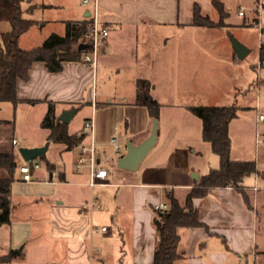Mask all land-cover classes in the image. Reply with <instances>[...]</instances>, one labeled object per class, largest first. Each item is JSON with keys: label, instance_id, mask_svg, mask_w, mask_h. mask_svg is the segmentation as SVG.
I'll return each mask as SVG.
<instances>
[{"label": "crops", "instance_id": "crops-1", "mask_svg": "<svg viewBox=\"0 0 264 264\" xmlns=\"http://www.w3.org/2000/svg\"><path fill=\"white\" fill-rule=\"evenodd\" d=\"M221 1L226 7L227 0ZM196 2L204 14L211 15L215 11L212 0H99L98 24L109 31L108 36L101 41V61L96 66L84 60L65 61L63 69L59 72H51L44 61H35L30 69V79L20 80L18 83L17 93L20 101L14 106L48 107L47 100H54L57 102L56 109L57 106H62L61 111H56L58 116L63 110L72 107H78L77 112L83 106L92 107V114L88 118L92 116L95 118L98 157L101 160L105 159L104 163L115 161L117 164L119 157L127 150V140L138 144L150 135L152 129V116L148 108L135 104L136 79L149 78L153 82V96L161 103V107L164 104L162 102L164 99L155 93L158 88L157 79L142 71L152 68L159 60L168 57L163 54L157 56V46L160 43L167 45L172 38L175 39L178 47L171 60L176 61L177 68L181 41L186 46H195V30L207 27L193 23ZM255 3L256 0H253L249 6H244L252 7ZM242 5L240 4L239 8ZM61 6L60 0L39 2L33 0L24 8L25 11L28 9L33 11ZM84 6L79 10V14L76 9V17L60 19L64 22V33L66 20H81L86 17L85 13L91 6ZM239 17L242 18L239 24L252 25L250 10L244 17L240 15ZM231 24L233 23H229ZM28 31L20 36L19 43L23 48L38 46L48 36H41L37 43H31L30 46L23 45ZM180 37L184 39L181 40ZM234 55L238 58L235 53ZM118 56L129 61L127 67L133 71L129 77L135 84V89L128 92V96H132L131 105L128 106L131 108L122 114L123 119L120 121L118 116L114 119L109 108L125 103L127 97L117 95L114 99L109 92L95 86L99 65L107 70L113 67L115 69L109 59ZM151 78L156 82L155 85ZM175 91L178 92V88ZM190 105L186 104V107L189 108ZM138 110L144 121L139 127H134L131 123L132 116L134 111ZM257 110L258 106L254 113V134ZM234 119L229 125L232 139L231 158L252 159V155L245 150L235 151L232 126ZM15 125L11 143L6 147L0 144V152L14 150L19 154L22 164L24 159L18 148L44 145L49 129L45 128L46 136L23 144V138L27 137L16 134L18 122ZM117 127L121 134L120 139L125 145L122 154H114L108 143ZM202 129L201 120V133ZM76 132H83V128ZM186 132L181 127H175L171 131L165 129L164 133L160 134L158 129L157 141L161 135L163 137L157 156L168 149L167 155L165 157L162 155L163 158L160 159L148 160L139 168L138 174L132 177L133 180L114 182L111 163L110 166H106L107 184L90 186L88 168L77 170L75 167L79 146L75 151L66 149L64 144L60 151L62 165L58 166L55 160L47 157L55 164L53 170L56 172L55 176L50 175L45 161L41 167L32 169L31 181L25 180L23 173L18 169L17 172L20 174L16 173V179L11 185V222L0 226V256L7 254L12 248L21 246L23 254L10 262L0 264H154L157 228L153 220V206L158 202H168L166 196L168 190L173 191L180 202L184 203L187 194L198 185L202 176L220 166L213 165L208 171L201 168L196 160L201 151L192 149L191 143L186 142L189 139L188 131ZM180 136L186 140L181 141ZM14 138H20L18 146L14 145ZM86 140H89L88 136L84 139ZM210 153L209 150V157H215L214 164H218L219 155L217 154L216 158L217 156ZM40 168L41 170H38ZM194 173H198V177H194ZM5 174L6 172L0 171V177ZM251 175H249L251 178L247 179L249 177L247 176L244 181L249 201L243 192L232 186L211 187L205 196L194 198V206L201 220L209 228L204 226L180 228L181 256L175 260V264H264V245L260 247L257 242L259 213L255 200L261 180L257 173ZM117 184L120 185L113 200L107 198L108 191L103 192L96 188H110ZM91 198L98 199L102 203V208L88 207L87 202ZM104 225L108 227L106 231L91 233L93 226Z\"/></svg>", "mask_w": 264, "mask_h": 264}, {"label": "rangeland", "instance_id": "rangeland-1", "mask_svg": "<svg viewBox=\"0 0 264 264\" xmlns=\"http://www.w3.org/2000/svg\"><path fill=\"white\" fill-rule=\"evenodd\" d=\"M43 1V0H34ZM54 1V0H46ZM61 7H49L43 9H29L25 11L24 16L27 18L40 19L38 22L31 26L23 45L30 46L31 43H37L41 36L49 35L52 32L64 33V22L60 19L74 18L82 7H85L82 0H60ZM33 0H26L24 6H28ZM253 0H227L226 9L229 14L226 21L233 23L228 27L215 28V27H202L197 28L194 33L195 46L184 45L182 41L179 45L180 54L177 62L171 60V56L175 53L178 45L175 39L172 38L166 45L160 43L157 47V56L163 54L168 57L164 60H159L152 68L142 69L143 73H147L150 77L157 79L158 88L156 95L163 98L164 104L161 107L159 121V132L164 133V130L171 131L172 128L181 127L185 132L188 131L189 139H180L191 143L192 149L201 151L197 155L196 160L201 168L207 171L213 165H220L215 163V157H209V150L212 156H217L212 149L210 142L202 138L201 133V119L195 115L186 104L190 105H229L237 103L239 105V116L233 120V134L235 151H243L252 155V159L257 161V168L259 172L260 190L255 196L256 205H258L259 216L257 218V242L261 247L264 245V143L256 147L255 143V110L258 106L260 111L264 112V67L260 69V77H258L257 64L260 61L259 56V43L260 34L258 29L253 25H242L241 17L238 15V8L240 4L249 6ZM90 7L91 5H87ZM78 9V12L76 11ZM77 12V13H76ZM214 20L220 18L219 11L215 7V11L210 15ZM0 29L2 31L11 30V23L3 20L0 22ZM230 35L240 38L251 51L243 58H235L234 49L230 39ZM181 40L184 37H180ZM165 42V39L163 40ZM164 50V51H163ZM101 54V53H100ZM98 55V62L101 61V56ZM110 64L114 65L115 69H105L101 64L99 65L98 75L96 74L95 86L98 89H104L109 92L114 99L117 95H125L127 97L125 103L120 105H113L109 109L113 112L114 119L117 116L122 120V114L129 111L131 107L129 91L135 89V84L131 81V73L129 61L122 57L110 58ZM163 63V65H162ZM156 77V78H155ZM152 79V78H151ZM153 80V79H152ZM154 81V80H153ZM154 81V85H155ZM178 88V92L175 91ZM123 100V99H122ZM121 100V101H122ZM179 103H186L180 105ZM169 104V105H167ZM45 105H37L35 107H18L10 101H3L0 103V144L6 147L11 143L10 139L14 133L15 124L18 122L16 134H20L23 138V144L27 141L39 139L46 136V129L41 126V120L46 110ZM62 106H57L56 111H61ZM92 114V107H81L74 118L68 124L70 132L79 131L83 128L84 122ZM132 116V126L139 127L143 123L142 116L139 110L134 111ZM18 118V120H17ZM17 120V121H16ZM125 122H122L124 124ZM151 124H153V117ZM166 125V127H165ZM177 125V126H176ZM124 127V125H123ZM264 130V125L262 126ZM119 134V128L115 129L113 134ZM112 134V135H113ZM162 135L155 146L145 156L139 168H142L148 160H156L163 158L167 155V150H163L162 154L157 156L158 150L162 144ZM122 138V137H121ZM174 143V141H172ZM45 144V143H44ZM63 144L51 141V146L47 150V157L55 160L59 165L60 151ZM6 149V148H3ZM77 150L76 148L74 149ZM163 155V156H162ZM37 160L43 165L40 158ZM113 164V181L118 183L126 180H133L139 172L136 170H129L118 166L115 161L104 163L105 166ZM38 170H41L38 169ZM36 170V171H38ZM5 173L4 170L0 169ZM20 174L19 172H16ZM6 175V174H5ZM4 175V176H5ZM255 176V175H251ZM247 177V179L251 178ZM246 179V180H247ZM115 187H96L100 190L108 191V199L113 200L117 192ZM103 191V192H104ZM101 199H103L101 195ZM257 207V206H256Z\"/></svg>", "mask_w": 264, "mask_h": 264}, {"label": "trees", "instance_id": "trees-1", "mask_svg": "<svg viewBox=\"0 0 264 264\" xmlns=\"http://www.w3.org/2000/svg\"><path fill=\"white\" fill-rule=\"evenodd\" d=\"M26 0H0V22L11 23V30L0 29V102L10 101L18 104V83L30 79V69L35 61H44L51 72L63 69L65 61H82L84 54L90 49L91 29L94 25L92 16L81 20L68 19L65 21V33L52 32L42 44L33 48H23L20 36L28 31L38 20L24 16ZM218 9L220 18L214 20L204 14L196 2L193 10V23L198 26L222 28L228 27L226 17L229 14L221 0H212ZM80 42L89 44L88 48L79 49ZM259 56L264 67V42L259 47ZM153 82L149 78L136 79L135 104L146 106L152 117L159 118L161 103L153 96ZM36 102V101H32ZM48 108L41 121L43 128L49 129L47 140L62 143L65 148H77L86 138L85 132L71 133L69 123L60 120L56 112L57 102L47 100ZM189 109L202 120V135L205 141L211 143L212 149L220 157V166L211 169L203 175L198 185L192 188L181 203L173 191H167L168 207L164 211L154 210V223L157 228V246L154 264H175L181 256L179 244L180 228L193 226H209L204 223L194 206L195 197L205 196L211 187L232 186L244 193L245 178L259 172L257 161L254 159L233 160L231 158L232 139L229 125L237 117L239 105H190ZM78 109V107H77ZM1 121V120H0ZM19 154L14 150L0 152V169L6 172L0 177V226L11 222L12 202L11 185L16 179V172L21 163ZM46 162L50 175L55 170V164L46 155L40 157ZM37 160V159H36ZM38 161V160H37ZM62 177V172L60 173ZM23 254V246L12 248L7 254L0 256V262H10Z\"/></svg>", "mask_w": 264, "mask_h": 264}, {"label": "built area", "instance_id": "built-area-1", "mask_svg": "<svg viewBox=\"0 0 264 264\" xmlns=\"http://www.w3.org/2000/svg\"><path fill=\"white\" fill-rule=\"evenodd\" d=\"M84 5H91L90 16L94 19V25L91 29L90 37H91V45L90 49L84 54V61L90 63L93 66L98 64V55L101 51V41L106 38L109 34L107 28L99 26L98 24V5L99 0H82ZM250 10L252 12V20L251 24L255 26L260 34V43L259 47L264 42V0H256V3L252 7H246L244 5L240 6L238 10V14L244 17L247 14V11ZM261 61L257 64L258 69V77H260V69L262 68ZM264 125V112L257 110L256 115V146L258 147L260 144L264 143V130H262V126ZM95 118L92 116L88 118L83 125V132L86 133V137H89V140L83 141L79 145V154L77 157V161L75 167L77 170H82L84 167L88 168L89 172V185L95 186L98 184H107L105 181L108 176V169L104 165V160H101L98 157L99 147L98 142L95 138ZM14 145L18 146L20 144V138L13 139ZM109 145L113 149L114 154H122L125 148L124 143L120 139L119 134H113L110 136ZM41 167V163L39 161L31 160L26 161L20 165L19 170L23 173V178L27 181L33 180L32 169ZM53 176L56 175V172H52ZM87 206L90 208H102V203L96 199L91 198L87 202ZM168 207L167 202H158L153 208L156 211H164ZM108 229L107 226H93L91 228V233H98L99 231H106Z\"/></svg>", "mask_w": 264, "mask_h": 264}, {"label": "water", "instance_id": "water-1", "mask_svg": "<svg viewBox=\"0 0 264 264\" xmlns=\"http://www.w3.org/2000/svg\"><path fill=\"white\" fill-rule=\"evenodd\" d=\"M85 16H90V10L86 11ZM230 39L235 54L239 59H243L251 51V49L237 37L230 35ZM88 47L89 44L86 42H80L78 45L79 49H85ZM76 113L77 108L72 107L70 109L63 110L59 115V118L65 123H70ZM158 129L159 119L157 117H153L152 129L150 135L147 138H145L138 144H135L130 139H128L126 142L127 150L123 155L119 157L118 166L129 170L138 169L145 156L155 146L158 138ZM49 145L50 141L47 140L42 146H21L18 148V151L24 160L31 161L37 159L42 155H46ZM198 175V173L193 174L194 177H198Z\"/></svg>", "mask_w": 264, "mask_h": 264}]
</instances>
